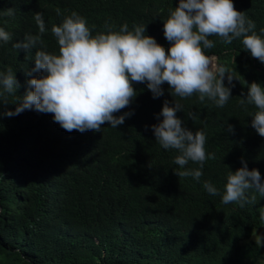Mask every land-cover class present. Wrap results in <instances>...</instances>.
Here are the masks:
<instances>
[{"label":"trees","instance_id":"trees-1","mask_svg":"<svg viewBox=\"0 0 264 264\" xmlns=\"http://www.w3.org/2000/svg\"><path fill=\"white\" fill-rule=\"evenodd\" d=\"M178 2L0 0V27L12 37L0 41V73L10 67L20 84L16 94L4 93L7 104L0 101V114L14 112L28 89L31 77L25 71L35 66V49L27 54L13 44L26 34H39L37 12L43 14L41 39L50 53L59 51L52 26L73 11L93 34L106 31V22L114 30L125 23L129 30L143 25L145 35L168 49L163 21ZM233 3L264 37V0ZM9 8L12 16L5 14ZM210 39L215 46L207 54L239 80L222 108L207 98L201 102L197 94L175 98L183 106L177 116L188 128L203 129L206 153L215 154L206 160L199 181L174 173L185 170L174 164L178 153L163 149L151 130L164 100L174 101L166 83L158 99L146 83H134L137 96L115 115L134 114L118 128L105 123L99 132H68L52 114L35 110L0 115V264H263L252 237L264 226V196L249 190L250 202L241 207L222 203V194L228 171L242 167L241 157L250 170L259 169L264 182V137L251 127L249 116L256 109L240 104L247 85L255 81L264 87V63L244 49L242 38L231 44ZM189 112L196 114L194 121L186 118ZM198 167L190 162L186 169ZM205 181L221 195L209 194Z\"/></svg>","mask_w":264,"mask_h":264},{"label":"clouds","instance_id":"clouds-1","mask_svg":"<svg viewBox=\"0 0 264 264\" xmlns=\"http://www.w3.org/2000/svg\"><path fill=\"white\" fill-rule=\"evenodd\" d=\"M5 14L12 16L14 10L9 8ZM34 18L39 34H26L23 40L13 44L27 54L35 49V66L25 71L26 76L31 77L27 81L28 89L14 112L9 110L0 115L12 117L25 110H35L52 114L54 122L68 132H99L105 123L118 128L134 114L129 111L115 115L129 107L137 96L134 83H146L154 99L165 95L163 85L166 83L174 101L164 100L161 112L156 114L158 123L151 125V130L163 149L178 153L174 164L185 170L174 169V173L197 181L203 175L206 160L214 159L215 154L206 153L204 130L188 128L177 116L183 106L175 98L197 94L201 102L207 98L222 108L232 97L233 81L239 79L231 69L219 65L215 55L207 54L215 46L211 37H218L226 44L242 38L244 49L264 63V37L255 31V22L235 8L233 0H179L178 6L170 8L163 21L164 36L170 44L168 49L154 37L145 35L147 28L143 25H133L129 30L125 23L114 30V26L106 22V31L93 34L86 19L73 11L61 24L52 26L59 51L50 53L41 39L46 31L43 14L37 12ZM11 38V34L0 27V41L7 43ZM19 87L10 67L6 74L0 73V101L7 104L4 93L16 94ZM247 89L246 93H241L240 104L256 109L249 115L251 127L264 137V87L253 81ZM186 118L194 121L196 114L189 112ZM148 127L146 125L145 130ZM227 130L235 131L232 125H228ZM190 162L199 167L186 169ZM241 164L236 171L230 169L227 173L222 194L224 204L238 202L243 207L250 202L246 197L249 190L264 196L259 169L250 170L243 157ZM203 187L211 195H221L210 181H205ZM261 219L264 220V214Z\"/></svg>","mask_w":264,"mask_h":264},{"label":"rangeland","instance_id":"rangeland-1","mask_svg":"<svg viewBox=\"0 0 264 264\" xmlns=\"http://www.w3.org/2000/svg\"><path fill=\"white\" fill-rule=\"evenodd\" d=\"M252 238L260 245L262 254L264 255V226L256 229ZM263 264H264V258H263Z\"/></svg>","mask_w":264,"mask_h":264}]
</instances>
